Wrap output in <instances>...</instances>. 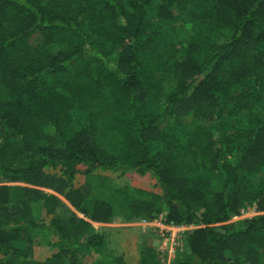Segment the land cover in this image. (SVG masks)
<instances>
[{"label": "trees", "instance_id": "1", "mask_svg": "<svg viewBox=\"0 0 264 264\" xmlns=\"http://www.w3.org/2000/svg\"><path fill=\"white\" fill-rule=\"evenodd\" d=\"M160 214L169 264H264V0H0V264H129L92 224Z\"/></svg>", "mask_w": 264, "mask_h": 264}, {"label": "rangeland", "instance_id": "2", "mask_svg": "<svg viewBox=\"0 0 264 264\" xmlns=\"http://www.w3.org/2000/svg\"><path fill=\"white\" fill-rule=\"evenodd\" d=\"M83 168H80L82 170ZM104 177L110 178L119 185H129L131 187L143 188L146 190H154V181L148 175L139 176L134 173H128L124 176H119L117 173H102ZM84 182L82 175H77L74 181V186L78 187ZM155 189L154 191H156ZM80 218L82 214L77 213ZM254 216V215H253ZM232 218L231 222H237L241 219L249 218ZM94 230L101 235L103 234L107 240V247L119 254H124L129 264H140L141 246H149L157 248L159 238L152 233H143L139 227L131 224H123L114 222L112 224H92Z\"/></svg>", "mask_w": 264, "mask_h": 264}, {"label": "built area", "instance_id": "3", "mask_svg": "<svg viewBox=\"0 0 264 264\" xmlns=\"http://www.w3.org/2000/svg\"><path fill=\"white\" fill-rule=\"evenodd\" d=\"M256 214L255 206L247 207L240 211L239 217L250 215L251 218ZM139 227L143 233H152L159 238V243L156 249L157 254L165 259L166 264H169L175 253L182 247V239L186 231L191 230L192 226L175 225L166 221L165 214H160L152 220H140L139 222L131 224Z\"/></svg>", "mask_w": 264, "mask_h": 264}]
</instances>
